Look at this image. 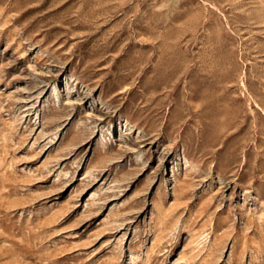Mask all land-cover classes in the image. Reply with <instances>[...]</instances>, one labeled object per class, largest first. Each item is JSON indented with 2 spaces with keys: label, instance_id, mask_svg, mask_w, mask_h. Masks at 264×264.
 <instances>
[{
  "label": "rangeland",
  "instance_id": "374dc122",
  "mask_svg": "<svg viewBox=\"0 0 264 264\" xmlns=\"http://www.w3.org/2000/svg\"><path fill=\"white\" fill-rule=\"evenodd\" d=\"M0 264H264V0H0Z\"/></svg>",
  "mask_w": 264,
  "mask_h": 264
}]
</instances>
